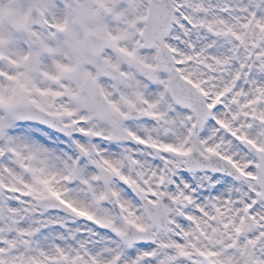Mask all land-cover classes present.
<instances>
[{"label": "snow or ice", "instance_id": "6c2138e0", "mask_svg": "<svg viewBox=\"0 0 264 264\" xmlns=\"http://www.w3.org/2000/svg\"><path fill=\"white\" fill-rule=\"evenodd\" d=\"M0 264H264V0H0Z\"/></svg>", "mask_w": 264, "mask_h": 264}]
</instances>
